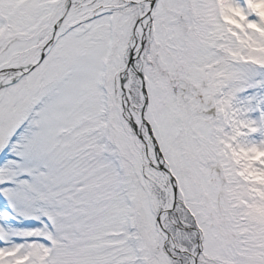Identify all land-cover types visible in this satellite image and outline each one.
I'll return each instance as SVG.
<instances>
[{
  "label": "snow or ice",
  "instance_id": "1",
  "mask_svg": "<svg viewBox=\"0 0 264 264\" xmlns=\"http://www.w3.org/2000/svg\"><path fill=\"white\" fill-rule=\"evenodd\" d=\"M0 264H264V0H0Z\"/></svg>",
  "mask_w": 264,
  "mask_h": 264
}]
</instances>
